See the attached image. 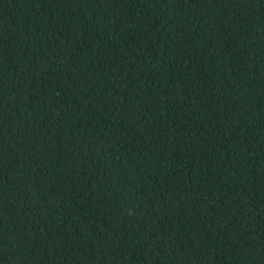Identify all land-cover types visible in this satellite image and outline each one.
I'll list each match as a JSON object with an SVG mask.
<instances>
[{
    "label": "trees",
    "instance_id": "1",
    "mask_svg": "<svg viewBox=\"0 0 264 264\" xmlns=\"http://www.w3.org/2000/svg\"><path fill=\"white\" fill-rule=\"evenodd\" d=\"M0 264H264V0H0Z\"/></svg>",
    "mask_w": 264,
    "mask_h": 264
}]
</instances>
